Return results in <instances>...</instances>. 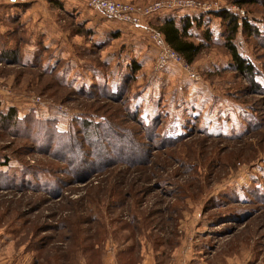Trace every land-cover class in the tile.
<instances>
[{"label": "rangeland", "instance_id": "obj_1", "mask_svg": "<svg viewBox=\"0 0 264 264\" xmlns=\"http://www.w3.org/2000/svg\"><path fill=\"white\" fill-rule=\"evenodd\" d=\"M119 1L163 7L137 26L86 0H0L17 112L0 119V264H264V0ZM217 12L238 16L261 89ZM185 17L202 51L159 68L157 26Z\"/></svg>", "mask_w": 264, "mask_h": 264}, {"label": "trees", "instance_id": "obj_2", "mask_svg": "<svg viewBox=\"0 0 264 264\" xmlns=\"http://www.w3.org/2000/svg\"><path fill=\"white\" fill-rule=\"evenodd\" d=\"M249 1L250 0H235L234 2L242 6ZM218 14L223 15L224 20L227 22L228 34L225 43L232 56L231 68L237 73L250 77L253 88L256 90L261 89L258 84L259 82L255 79V75L258 72L257 66L243 57L233 43L236 34L239 33V29L241 28L238 16L230 12H219ZM183 21V26L180 27L175 19L168 18L163 20L157 26V29L164 36L166 42L181 54L187 62H193L202 51L203 45L200 43H194L189 39L188 30L191 27V22L187 21L186 17L182 18V22ZM242 26L244 32H248L252 29L255 32L259 31L256 27L253 28L252 25L250 26L247 21H244ZM136 69H139V67L137 66ZM16 113L15 108H10L8 111L4 112L1 108L0 102V119H2V122L12 120L15 118ZM84 124H87V128H89L90 126L92 127L93 123L90 121H84Z\"/></svg>", "mask_w": 264, "mask_h": 264}, {"label": "built area", "instance_id": "obj_3", "mask_svg": "<svg viewBox=\"0 0 264 264\" xmlns=\"http://www.w3.org/2000/svg\"><path fill=\"white\" fill-rule=\"evenodd\" d=\"M86 2L91 8L103 12L111 18L118 19L128 25L132 24L137 26H142L143 23L140 20L139 16L134 15L135 13L137 14V12H142L143 15H150L153 14L152 12H158L163 7L158 3L151 6H147L146 9L140 10L139 8L129 6V4H124V2L119 0H86ZM186 5L191 6L192 4L189 3ZM154 40L156 41L157 45L161 48L158 58L159 68H163L171 60L183 62V60L181 59V55L175 50H173L165 42L161 35H155Z\"/></svg>", "mask_w": 264, "mask_h": 264}, {"label": "crops", "instance_id": "obj_4", "mask_svg": "<svg viewBox=\"0 0 264 264\" xmlns=\"http://www.w3.org/2000/svg\"><path fill=\"white\" fill-rule=\"evenodd\" d=\"M142 258L140 261H138L136 264H161L160 261L148 252H145V250L142 252ZM152 257V258H151ZM187 257V256H186ZM186 257L184 259H186ZM177 264H191V259H186V261H183L182 263L178 262Z\"/></svg>", "mask_w": 264, "mask_h": 264}]
</instances>
